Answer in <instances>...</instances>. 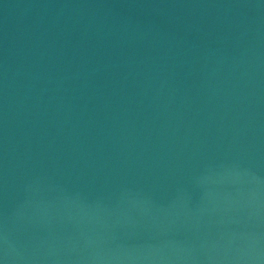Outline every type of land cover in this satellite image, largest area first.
Listing matches in <instances>:
<instances>
[{
    "label": "water",
    "instance_id": "obj_1",
    "mask_svg": "<svg viewBox=\"0 0 264 264\" xmlns=\"http://www.w3.org/2000/svg\"><path fill=\"white\" fill-rule=\"evenodd\" d=\"M0 264H264V0H0Z\"/></svg>",
    "mask_w": 264,
    "mask_h": 264
}]
</instances>
